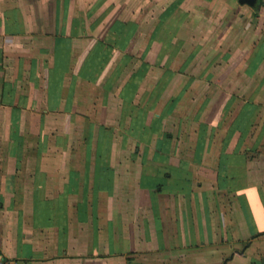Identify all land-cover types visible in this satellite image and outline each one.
<instances>
[{
    "label": "crops",
    "instance_id": "obj_1",
    "mask_svg": "<svg viewBox=\"0 0 264 264\" xmlns=\"http://www.w3.org/2000/svg\"><path fill=\"white\" fill-rule=\"evenodd\" d=\"M0 260L264 264V2L0 0Z\"/></svg>",
    "mask_w": 264,
    "mask_h": 264
},
{
    "label": "water",
    "instance_id": "obj_2",
    "mask_svg": "<svg viewBox=\"0 0 264 264\" xmlns=\"http://www.w3.org/2000/svg\"><path fill=\"white\" fill-rule=\"evenodd\" d=\"M242 4H248L251 6L256 5L260 0H239Z\"/></svg>",
    "mask_w": 264,
    "mask_h": 264
},
{
    "label": "built area",
    "instance_id": "obj_3",
    "mask_svg": "<svg viewBox=\"0 0 264 264\" xmlns=\"http://www.w3.org/2000/svg\"><path fill=\"white\" fill-rule=\"evenodd\" d=\"M0 264H17L14 260H0Z\"/></svg>",
    "mask_w": 264,
    "mask_h": 264
},
{
    "label": "trees",
    "instance_id": "obj_4",
    "mask_svg": "<svg viewBox=\"0 0 264 264\" xmlns=\"http://www.w3.org/2000/svg\"><path fill=\"white\" fill-rule=\"evenodd\" d=\"M260 2H264V0H260Z\"/></svg>",
    "mask_w": 264,
    "mask_h": 264
}]
</instances>
